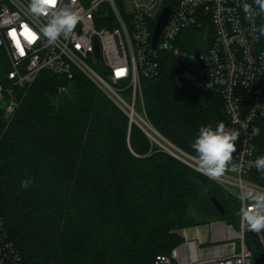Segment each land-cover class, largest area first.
<instances>
[{"label": "trees", "instance_id": "trees-1", "mask_svg": "<svg viewBox=\"0 0 264 264\" xmlns=\"http://www.w3.org/2000/svg\"><path fill=\"white\" fill-rule=\"evenodd\" d=\"M185 34V49L204 48L198 47L201 30ZM160 61L157 76L141 78L147 117L195 156L191 143L201 126L223 121L228 128L224 100L178 87L172 57ZM10 69L0 46V83ZM62 86L67 90L60 93ZM15 95L19 105L10 122L0 108V212L22 264H154L183 241L184 228L214 219L238 224L237 198L152 142L82 72L68 80L42 71ZM260 126L256 156L264 155V119ZM27 178L34 183L21 189ZM250 178L264 186L258 170ZM246 242L261 253L255 234L248 233Z\"/></svg>", "mask_w": 264, "mask_h": 264}, {"label": "built area", "instance_id": "built-area-1", "mask_svg": "<svg viewBox=\"0 0 264 264\" xmlns=\"http://www.w3.org/2000/svg\"><path fill=\"white\" fill-rule=\"evenodd\" d=\"M244 3L252 4L253 13L243 11ZM27 5L28 0H0V46L11 66L8 81L0 83V107L7 118L12 119L19 105L16 88L30 85L40 72L50 71L68 80L82 72L126 112L130 124L144 128L148 122L144 103L145 116L136 107L139 95L143 100L141 78L157 76L160 57L168 54L175 65V84L222 96L228 128L240 131L233 154L238 171H228L215 181L238 199L240 209L248 203L241 198L242 186L264 190L250 178L257 170L254 140L264 119V41L260 31L264 13L253 0H75L81 22L73 33L48 47L43 39L33 44L23 36L25 24L38 32L45 22L33 17ZM64 6L65 0H61L59 7ZM167 7L172 14L155 45L154 32ZM192 28L202 31L198 47L204 48L200 52L184 48L185 32ZM13 31L23 54L13 43ZM120 70L123 75H117ZM66 90L65 86L59 89L60 93ZM125 91L130 92V100ZM191 158V166L197 170L195 157ZM210 228L207 241L182 229L183 241L169 254L157 256L154 264H255V252L246 242L248 233L258 237L264 252V231L248 230L240 211L238 224L216 220ZM0 264H22L21 252L1 212Z\"/></svg>", "mask_w": 264, "mask_h": 264}, {"label": "clouds", "instance_id": "clouds-1", "mask_svg": "<svg viewBox=\"0 0 264 264\" xmlns=\"http://www.w3.org/2000/svg\"><path fill=\"white\" fill-rule=\"evenodd\" d=\"M60 3L61 0H28V12L33 17L43 18L45 21L38 32L28 24L23 26V36L28 37L29 43L34 44L43 39L44 46L48 47L56 44L62 36L74 32L82 20L80 13L74 9L75 0H65L64 7H59ZM253 3L258 6L261 13H264V0H253ZM243 11L246 14L253 13L252 4L244 3ZM260 31L264 34V27ZM13 32L10 36L17 47L19 37L16 32L13 36ZM233 123L237 122L233 121ZM242 127L245 126L242 125ZM239 136L240 131L227 128L223 121L215 127L211 124L201 126L198 135L191 143L197 170L214 180H220L228 171H238L237 165L233 163V154L237 150L236 141ZM254 164L256 169L264 175V155L257 156ZM33 183L31 178H27L21 182V189H26ZM241 198L248 202L240 209L242 222L252 232L264 231V190L258 191L255 187L242 186Z\"/></svg>", "mask_w": 264, "mask_h": 264}, {"label": "water", "instance_id": "water-1", "mask_svg": "<svg viewBox=\"0 0 264 264\" xmlns=\"http://www.w3.org/2000/svg\"><path fill=\"white\" fill-rule=\"evenodd\" d=\"M172 14V9L170 7H167L162 15L160 16L159 20H158V24L156 26V29H155V32H154V44L156 45L157 43V40L159 39L160 35L162 34L167 22H168V19L170 17V15ZM96 55L99 57L100 56V48H99V44L97 43V47H96ZM144 131L147 133V135L149 134L147 132V130L145 129V127L143 128ZM156 130V129H155ZM156 132L161 135V137L165 140H167L159 131L156 130ZM169 141V140H167ZM170 142V141H169ZM171 143V142H170ZM172 144V143H171ZM174 145V144H172ZM174 147H176L174 145ZM176 149H178L180 152L184 153L183 151H181L178 147H176ZM169 153L173 154L174 156H176L177 158L181 159L183 162L191 165L187 160L183 159L176 151H171V150H168ZM185 155H187L189 157V154H186L184 153ZM212 202L213 204L215 205V207L217 208V210L221 213V214H225L226 212V209L225 207L223 206V204L221 203V201L213 196L212 197ZM255 264H264V252L262 253H256L255 254Z\"/></svg>", "mask_w": 264, "mask_h": 264}, {"label": "rangeland", "instance_id": "rangeland-1", "mask_svg": "<svg viewBox=\"0 0 264 264\" xmlns=\"http://www.w3.org/2000/svg\"><path fill=\"white\" fill-rule=\"evenodd\" d=\"M125 96L130 100V92L129 91H125L124 92ZM136 107H137V110L139 111V113L142 115V116H145V111H144V108H143V100H142V97L141 95L138 96V100H137V104H136ZM1 108V107H0ZM4 112V116L5 118L7 119L8 122L11 121V117L7 118L6 117V112L3 108H1ZM147 116V114H146ZM147 121L148 123H150L148 117H147ZM151 124V123H150ZM153 127V126H152ZM154 128V127H153ZM145 129L147 130V132L149 133L150 131H148L147 127L145 126ZM148 137L150 138V140L156 144H158L161 148L165 149L166 151L168 150H173V151H176L183 159L187 160L190 164L191 162L193 161L191 157H195L194 155H191L189 154V157L187 155H185L184 153L188 154L187 152L183 151L182 149H180L181 151H183L184 153L178 151L177 149L173 148L172 145H170L169 143H167V141H165L164 139H162L159 135H151L150 133L148 134ZM213 221H216L215 219L214 220H211L209 223L207 224H203V225H200L202 231L204 233H206L207 235L209 234L211 228H210V223L213 222ZM231 223V222H229ZM181 231V230H180ZM191 233V232H190Z\"/></svg>", "mask_w": 264, "mask_h": 264}, {"label": "crops", "instance_id": "crops-1", "mask_svg": "<svg viewBox=\"0 0 264 264\" xmlns=\"http://www.w3.org/2000/svg\"><path fill=\"white\" fill-rule=\"evenodd\" d=\"M187 230H188V234L191 237H199L200 239H202L204 241L208 240V235L202 231L200 226L189 227V228H187Z\"/></svg>", "mask_w": 264, "mask_h": 264}, {"label": "bare ground", "instance_id": "bare-ground-1", "mask_svg": "<svg viewBox=\"0 0 264 264\" xmlns=\"http://www.w3.org/2000/svg\"><path fill=\"white\" fill-rule=\"evenodd\" d=\"M146 127H147V129H148V131H150L149 133L151 134V135H159L157 132H156V130H155V128H153L152 127V125L150 124V123H146V125H145ZM160 137H161V135H159ZM162 138V137H161ZM163 139V138H162ZM165 140V139H164ZM165 141H167V140H165ZM167 143H169L170 145H172L169 141H167ZM173 146V148H175L176 149V147H174V145H172ZM178 150V149H177ZM171 151H173V150H171ZM179 151V150H178Z\"/></svg>", "mask_w": 264, "mask_h": 264}, {"label": "snow or ice", "instance_id": "snow-or-ice-1", "mask_svg": "<svg viewBox=\"0 0 264 264\" xmlns=\"http://www.w3.org/2000/svg\"><path fill=\"white\" fill-rule=\"evenodd\" d=\"M12 34H13V36H15V32H13ZM25 38L28 39L27 36H25ZM17 47L20 50V53L23 54V47L20 45L18 40H17ZM123 74H124L123 70H120L119 72H117V75H123Z\"/></svg>", "mask_w": 264, "mask_h": 264}]
</instances>
